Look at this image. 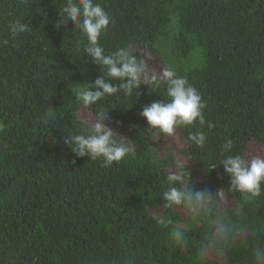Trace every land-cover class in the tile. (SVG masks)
I'll use <instances>...</instances> for the list:
<instances>
[{"label": "trees", "instance_id": "16d2710c", "mask_svg": "<svg viewBox=\"0 0 264 264\" xmlns=\"http://www.w3.org/2000/svg\"><path fill=\"white\" fill-rule=\"evenodd\" d=\"M75 2V0H74ZM115 21L100 38L106 54L131 47L167 63L206 101L214 127L203 149L187 142L198 124L176 130L180 147L151 129L143 108L170 100L166 84L142 85L133 96L105 97L98 110L133 151L104 167L102 158L78 157L64 143L81 131L82 103L75 91L106 70L84 53L86 36L68 23L56 27L67 0H0V264H251L264 246V192L248 197L228 192L230 177L218 166L221 146L234 153L251 141L264 144V0H95ZM30 30L11 40L8 25ZM156 54V55H155ZM118 84L119 81H110ZM56 118L44 121L47 110ZM119 139V137H117ZM250 156V155H249ZM188 161L197 189L223 188L227 200L192 218L165 208L166 173L174 160ZM217 216L235 235L219 257H201ZM182 227L187 249L173 238Z\"/></svg>", "mask_w": 264, "mask_h": 264}, {"label": "clouds", "instance_id": "9594fccd", "mask_svg": "<svg viewBox=\"0 0 264 264\" xmlns=\"http://www.w3.org/2000/svg\"><path fill=\"white\" fill-rule=\"evenodd\" d=\"M61 17L56 27L72 23L79 27L87 38L83 51L93 63L106 70V77H97L89 86L79 88L74 93L76 100L84 108L98 105L105 97L123 93L133 96L142 85L150 86L151 91L161 84L167 86V96L170 100L154 101L145 106L140 116L146 118L151 129H157L166 136H174L176 130L185 126L198 124L200 128L189 132L187 142L203 149L207 144L205 125L209 129L214 125L205 118L206 101L199 90L191 85L188 79L178 75L171 68H164L159 73L150 72L148 61L151 55L144 52L138 57L131 47H121L111 54H106L100 44V38L115 21L95 0H67L60 8ZM10 37L15 41L21 34L30 30L27 23L16 20L8 25ZM110 81H119L113 84ZM109 111L98 110L94 118L76 115L81 131L68 133L64 143L78 157H89L91 160L102 158L104 167L119 163L133 151L131 141L121 137L112 127L105 123ZM56 118V111L47 110L44 121ZM119 137V139H117ZM230 177L228 192H239L248 197H258L264 192V149L257 150L251 156L243 150L234 153V141L227 140L220 149L218 162L207 164V170H215L218 166ZM210 172V171H209ZM167 190L163 193V207L180 208L192 218L205 216L226 202L227 193L223 188L212 192L207 189H197L188 171V161L174 160V166L166 173ZM173 238L184 249L189 247L182 227H176ZM235 235L232 225L220 219L214 221L211 240L207 241L199 251L203 257H219L227 250ZM251 264H264V246L257 245L252 253Z\"/></svg>", "mask_w": 264, "mask_h": 264}, {"label": "rangeland", "instance_id": "374dc122", "mask_svg": "<svg viewBox=\"0 0 264 264\" xmlns=\"http://www.w3.org/2000/svg\"><path fill=\"white\" fill-rule=\"evenodd\" d=\"M160 52H161L162 59L165 60V64H166L167 68H171V69L174 70V68L172 67V64L167 63V59H166L167 57H166V56H167L168 54L165 53V49H163V47H161ZM155 55H156V54H155ZM148 62L150 63L151 67H152V68L154 67L155 69H159V68H161L162 65H163V63H162V61H161L160 59H158V58H154V57H151V59H150ZM174 71H175V70H174ZM80 111H81L80 114H81L82 116L87 115L88 117H90V113H89L88 110H86V108L81 107ZM117 131H118V132L120 133V135H121V132H120L119 130H117ZM167 141L169 142L170 145H175V146H177V147H180V146H182V144H183V139H182V137H180L177 133H175L174 136L168 137V140H167ZM260 149H264V144H263V143L256 142V141H251V143L249 144V147H248V149H247V154L251 156V155L254 154L257 150H260ZM163 209H164V207L162 206L160 210H163ZM207 258H208V257H207Z\"/></svg>", "mask_w": 264, "mask_h": 264}]
</instances>
